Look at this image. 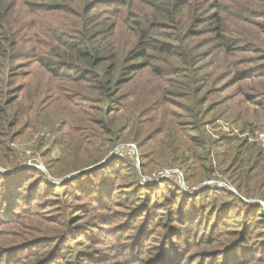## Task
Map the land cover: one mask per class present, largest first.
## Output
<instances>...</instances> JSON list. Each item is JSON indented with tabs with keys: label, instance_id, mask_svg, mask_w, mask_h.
Segmentation results:
<instances>
[{
	"label": "trees",
	"instance_id": "obj_1",
	"mask_svg": "<svg viewBox=\"0 0 264 264\" xmlns=\"http://www.w3.org/2000/svg\"><path fill=\"white\" fill-rule=\"evenodd\" d=\"M26 7L40 20L38 26L24 18ZM25 30L31 31L29 36ZM23 44L31 45L30 62L43 69L44 78L34 96L29 83L15 88L4 107L0 102V143L6 137L9 144L15 143L24 130L35 135L40 123L47 124L65 138L56 145L60 156L46 161L48 173L60 178L77 172L76 177H81L112 169L98 164L120 143L139 141L159 121L142 140L146 149L143 168L179 166L186 181L196 184L212 173L217 149L219 166L230 173L227 179L237 193L264 203V146L235 133L215 143L206 131L208 123L229 110L225 105L234 98L211 102L220 91L217 84L225 79H230V85L238 83V94L256 105L237 110L231 117L242 133H247L252 107L255 113L264 110V72L250 68L258 57L264 61V0H0V56H11ZM254 54L258 56H250ZM208 57H218L210 66L218 69L225 63L229 72L203 74ZM252 78L261 79L263 91L242 93V86ZM45 99L51 102L43 108ZM170 101L181 114L175 117L166 108L153 110V105L165 107ZM151 111L156 113L153 117ZM80 130L88 135L80 133L78 142H70L68 138ZM9 144L0 166L12 169L20 164ZM35 147L46 149L42 157L51 154L43 142ZM33 176L28 181L37 182L38 170ZM114 186L118 183L110 188ZM122 189L132 191V187ZM113 191L115 196L124 193ZM167 191L163 202L154 203L161 225L173 222L189 230L202 226L204 232L199 238L192 230L184 234L181 229L180 237L171 240L177 241L178 249L171 253L177 257L160 252L158 263L264 264L263 203L253 205L219 190L222 197L238 199L241 208L212 204L205 210L210 215L207 220L203 213L202 222L197 223L195 217L201 214L185 211L191 198L178 186ZM152 196L155 199V191L134 195L138 208L144 210ZM165 210L166 214L161 213ZM139 212L143 218L145 212ZM153 226L148 225V232ZM24 245L16 243L6 252ZM194 245L197 250H192Z\"/></svg>",
	"mask_w": 264,
	"mask_h": 264
},
{
	"label": "rangeland",
	"instance_id": "obj_2",
	"mask_svg": "<svg viewBox=\"0 0 264 264\" xmlns=\"http://www.w3.org/2000/svg\"><path fill=\"white\" fill-rule=\"evenodd\" d=\"M26 9L28 11L24 18L38 26L40 23L38 17L30 15L29 8ZM36 29L37 27L32 29V32L25 30L24 33L27 32L29 36L31 32L34 36ZM30 50V44H23L18 50L12 51L11 56L7 58L0 56V102L3 107L4 102L13 97V90L23 85L31 83L30 93L34 96L36 87L44 78L43 69L37 63L30 62L32 54ZM246 56H249V53ZM250 56H258V54ZM217 58L208 57L205 60L207 67L203 74L229 72L223 62V66L218 69L209 65ZM261 58L255 59L251 64L253 67L250 68L264 72V61ZM260 82L259 78L248 80V84L242 86L244 91L242 93L253 95L263 91ZM217 86L220 91L211 98V102L232 96L234 98L226 103L225 106L229 110L223 116L207 124V137L217 143L235 133L242 138H249L250 141L261 142L259 136L264 135V110L259 108L257 113L253 111L256 105L248 103L241 93L238 94L240 89L238 83L230 85V79H225ZM42 98L39 100L40 103ZM50 102L49 99H45L41 106L46 108L45 106ZM250 105L253 106L251 109L253 116L250 115L247 133H242L241 128L233 123L231 117L237 110L243 111L245 110L243 108ZM163 108L174 116L181 114V110L172 101L165 107L153 105V110ZM155 114L151 111L149 115L153 117ZM158 124L159 121L153 123L144 136L152 133ZM80 133L84 137L88 135L86 131L80 130L76 137H69L68 140L75 144ZM144 136L137 142L120 143L114 147L105 162L112 169L99 170L98 173L81 177H76L78 174H70L60 178H54L48 173L46 161L48 158L60 156L61 150L56 145L65 138L49 125L40 123L35 135L24 130L17 135L15 143H10L11 145L7 141L9 137H6L5 143H0V158L3 159L6 155L5 146L9 144L12 152L17 156V164H26V167L7 176L3 170L10 167L0 166V264L4 262L13 264L15 260H20L24 264L39 262V264H163L157 262L161 256L159 254L167 251L171 255L178 249L175 244L177 241L171 240L174 236L180 237L182 226L173 222H169L165 227L162 226L160 223L162 218L156 215L158 211H155L157 208H154V205L163 202V196L167 194L168 188L173 186H178L184 196L191 198L185 211L188 214H194V211L200 213V216L195 217L194 222L197 223L202 222L203 213L205 214L208 208L210 210L212 204L223 208L231 206L237 211L241 208L238 199H232L230 196L222 197L220 195L222 192L219 190H227L236 194L242 201L244 198L250 204L263 206L262 200L243 197L232 187L227 179L230 173H224L219 166L217 149L212 155V173L207 179L196 184H189L186 181L187 175L179 166L162 164L154 170L143 168L142 156L146 151L142 146ZM39 142H43V147L51 150L49 156L42 157V152L46 149H37L35 145ZM34 170H38L39 173L37 182H32L35 178ZM30 178L32 180L28 181ZM95 179L97 181H94ZM27 181L28 186L22 188L23 183ZM116 182L118 186L110 188ZM129 187H132V191L122 189ZM141 188L144 190L141 191L143 193L156 192L155 199L152 196L151 204L144 210L138 208L140 203H137L134 197L141 194ZM113 190H124V193L115 196ZM92 191L94 193H88ZM210 191L216 195H212ZM112 197L114 201L113 199L110 201ZM14 209L19 210V213L15 214L12 211ZM119 211L121 213H117ZM139 211L145 212L142 213L143 218H139ZM161 213L166 214V210ZM209 216V214L204 215L206 220ZM152 224L154 228L148 232V225ZM202 228L199 226L191 230L200 238L204 232ZM154 230L156 235L153 236ZM191 230L189 227L184 228L182 233L186 234ZM181 238L184 240L185 235ZM16 243L26 245L13 252H6V248ZM192 250H197L195 245L192 246ZM171 256L177 257V255Z\"/></svg>",
	"mask_w": 264,
	"mask_h": 264
},
{
	"label": "water",
	"instance_id": "obj_3",
	"mask_svg": "<svg viewBox=\"0 0 264 264\" xmlns=\"http://www.w3.org/2000/svg\"><path fill=\"white\" fill-rule=\"evenodd\" d=\"M108 159H109V158H108ZM108 159H106V160L100 162L98 165H101V164L105 163ZM24 167H26V164H20V165H16L15 168H12V169H6V170H3V171H4L5 173H7V174H13V173L19 171L20 169H22V168H24ZM90 168H92V167H90ZM90 168H87V169H90ZM87 169H84V170H87ZM84 170H83V171H84ZM75 174H77V173H74V174H72V175H75Z\"/></svg>",
	"mask_w": 264,
	"mask_h": 264
},
{
	"label": "built area",
	"instance_id": "obj_4",
	"mask_svg": "<svg viewBox=\"0 0 264 264\" xmlns=\"http://www.w3.org/2000/svg\"><path fill=\"white\" fill-rule=\"evenodd\" d=\"M259 139L261 140V144L264 146V135L261 137V135L259 136Z\"/></svg>",
	"mask_w": 264,
	"mask_h": 264
}]
</instances>
